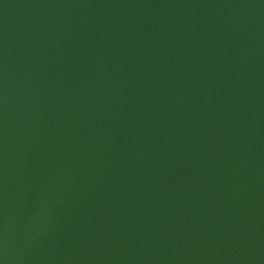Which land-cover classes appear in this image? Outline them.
<instances>
[{"label": "water", "instance_id": "water-1", "mask_svg": "<svg viewBox=\"0 0 264 264\" xmlns=\"http://www.w3.org/2000/svg\"><path fill=\"white\" fill-rule=\"evenodd\" d=\"M0 264H264V0H0Z\"/></svg>", "mask_w": 264, "mask_h": 264}]
</instances>
